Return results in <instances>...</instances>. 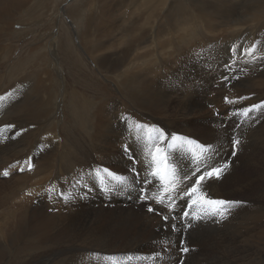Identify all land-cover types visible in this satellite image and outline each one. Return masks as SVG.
<instances>
[{
	"label": "bare ground",
	"instance_id": "6f19581e",
	"mask_svg": "<svg viewBox=\"0 0 264 264\" xmlns=\"http://www.w3.org/2000/svg\"><path fill=\"white\" fill-rule=\"evenodd\" d=\"M87 1L85 6L80 4L72 17L74 23L80 24V40L90 53L95 54L92 57L94 64L111 73L119 93L142 111H135L137 109H132L127 103L123 105L119 98L99 99L96 103L93 99L88 102V107L71 105V118L60 121L62 110L54 107L57 91L50 93L47 86L53 77L49 63L53 59L42 66L41 75L39 72L29 73L21 79L22 89L25 92L30 90L27 96L31 94L34 100L25 97L24 103L14 102L15 111L9 120L17 121L28 129L21 136L30 144L28 156L33 158L34 174L40 176L39 183L46 185L51 198L42 205L46 208L44 210L40 206L41 199L34 201L30 216L31 235L27 240L16 244L6 236L9 243L0 242V248H8L12 254L10 258L13 261L6 264H178L181 238L190 248L197 250L185 256V264H264V173H260L264 170V117L257 111L244 117L241 123L234 122L235 115L229 116L227 109L230 104L238 109L243 103L249 107L251 103L264 100V43L252 47V50H261L262 59L260 54H252L247 58L239 55L235 61L229 59L226 52L231 44L229 41L237 33L247 32L254 37L260 31L264 38V0H95L97 7L93 0ZM123 1L128 4L122 5ZM34 2L0 0V65L12 61L16 51L7 44L5 37L14 30L17 15L23 18L17 22L21 21L20 25L25 23L29 29L37 24L32 20L33 15L47 11L42 5L45 0H39L38 4ZM127 5L132 10L128 9L131 13L124 17L122 10ZM95 8L103 13L101 17L94 15ZM162 15L165 18L160 24L151 28ZM59 17L56 12L53 14L54 21ZM239 26L242 28L238 31ZM44 28L30 30L37 33ZM221 30L222 34H219ZM195 32L200 35L196 41L193 40ZM120 33L122 36L117 39ZM152 42L156 43L154 54L149 49ZM171 42H174V47H169ZM121 44L123 49L120 51ZM41 47L43 45L26 49L21 58L17 57L18 64L8 66L9 72L5 77L31 63L33 53ZM232 61L236 63L231 64ZM60 65L57 63L58 72L64 70ZM233 65L248 68L244 71L234 69ZM158 66L161 70L157 69ZM202 66L208 69L203 70ZM237 76L239 79L235 78ZM2 77L0 74L1 80ZM56 83H59L57 79L51 88L58 85L60 91L64 90L63 99L67 101L68 87L63 89L60 83ZM229 84L233 87L231 93L226 90ZM7 85H1L0 90ZM44 93H47L46 98ZM242 93L249 99L238 98ZM78 95L81 94L74 92L71 96L76 103L81 101ZM84 96L82 98L85 99ZM225 98L232 103L228 105ZM211 105L216 106L212 108ZM85 110L86 115L81 114ZM84 116L91 124L87 120L83 122ZM122 116L127 118L125 130L120 123ZM57 117L60 123L56 122ZM70 119H73V124L78 122L80 130L93 131L89 133L92 134V151L88 146L87 149H78L77 142L67 136L75 128ZM237 123L238 128L235 127ZM233 135L241 140L235 157L230 155ZM126 144L136 159L135 167L139 174L135 177L130 172L133 162L124 151ZM216 160H231L232 164L223 179L208 189L209 195L214 199L246 203L220 224L209 222L196 231L189 229L183 237L180 233H162L160 228L164 222L145 212L147 205L139 199L143 178L153 179L152 173L156 171L163 175L164 179H156L149 191V195L161 197L165 191L182 187L184 174L197 166L202 169L212 166ZM76 161L78 165L73 167ZM105 168L127 177L126 182H113L104 172ZM95 170H99V175ZM61 192L68 199L61 198ZM114 192L119 195L113 199ZM1 203L3 200L0 198ZM148 203L166 210L168 214L166 207L154 201ZM178 205L179 212L184 201H178ZM25 216L17 217L23 222ZM11 217L8 214L5 218L12 220ZM6 223L2 224L8 226ZM5 230L0 231L6 235ZM57 237L62 239L60 243L54 242ZM154 254L160 258H155ZM2 255L0 262L5 263L6 255L4 252Z\"/></svg>",
	"mask_w": 264,
	"mask_h": 264
},
{
	"label": "rangeland",
	"instance_id": "374dc122",
	"mask_svg": "<svg viewBox=\"0 0 264 264\" xmlns=\"http://www.w3.org/2000/svg\"><path fill=\"white\" fill-rule=\"evenodd\" d=\"M117 1H119V0H117ZM93 2L95 3V0H93ZM119 2H121V1H119ZM38 3H39V0H35L34 4H38ZM43 3L44 4H42V5L45 8H47L46 12H42L41 11L42 13L34 14V15L32 13V15H33L32 20L37 22L36 25H32L31 27H29V29L26 27L25 23L20 25L19 22H21V21H19V22H17V21L18 20H22L23 18H20L19 14H18L17 17L15 18L16 19V24H14V26H13L14 30L12 31V33H9L5 37V38L8 39L7 40V44H9L13 48H15L16 51H14V56L12 58V61L9 60V62H8L9 64L6 63V64L0 65V74H1V76H3L2 80L0 79V82H1L0 86L1 85L5 86V83L8 84L5 87V89L2 88L0 90V96L4 95L7 92H12V96H11L12 99L11 98H6L4 101H1V104H0V128H2L5 124H14V123L16 124V129H14L13 131L19 130L21 128V125H19L17 123V121L9 120L11 118L10 114L12 113V111H15L14 110V104L15 103H18V104L24 103L26 98L29 99V100L30 99L34 100V97L31 94H30V96H27V93L30 90H27V92H25V90L22 89L23 87H21V85H20V83L22 82L21 79L26 77L29 73L30 74H33V73L35 74L36 72H39L40 75H41L43 72L40 69L42 68L43 65H45L46 61L50 60V58L53 59L51 62L49 61L50 66H51L50 70L53 73V77L54 76L55 77L54 78L52 77L51 80H49L47 82V86L49 85L48 88H49L50 93H51V91H54V90L57 91L56 92L57 93V98H56L55 102L54 101L53 102H54V107H55L56 110H58V109L62 110V113H61L62 117L60 118V121H61V119L64 121V120H68V118H71L70 115H71V112L73 110L71 105L75 104L78 107H81L82 105H85V107H86V105H87V107H88L89 106L88 102L91 103L90 101H94L95 100L94 103H96L97 100H99V99H105V100L111 99L112 100L114 98H119V100L121 101V103L123 105H124V103L125 104L127 103L128 106L131 107L132 109L136 108L137 110H135V111H137V112L138 111H142L140 108H138L135 105H133L132 103L128 102V100H126L124 98V96H122L123 94L119 93L118 85L112 79L111 73H108L107 70L99 68L96 64H94L92 57L95 54L90 53L86 49V46L80 40V35H78L79 32H80V24L74 23V20L72 19V17L74 16L73 13L77 12V8H79L80 4L82 5V3H83V5L85 6V5L88 4V1L87 0H45V2H43ZM122 3H123L122 5L128 4V2H125V1H123ZM49 4H51V5H49ZM97 6H98V4H96V7ZM138 6L139 5H137V7ZM66 9L68 10V12H66ZM128 9L132 10V8L130 9V6L128 7V5L125 6V8L123 7L122 11H123L124 17L125 16L127 17L129 15V13H131V12H128L129 11ZM94 10L97 12V13L94 12L95 13L94 15L98 14V16H100V17L102 16L103 13L99 12V10H97L96 8ZM241 10L242 9H240V11ZM138 11L139 10H137V12ZM55 12L59 16H61V17H59L60 19L59 20L56 19V21H54V18H53V14ZM21 14L22 15H26L25 12H22ZM32 15H29V17H31ZM68 15H70L71 17H69ZM164 18H165V15H162L161 17H159L157 19V21L155 20L156 22L154 21L155 24L153 23V26H151V28H155L156 25L160 24V22ZM24 22H26V21H24ZM173 24L174 23H171V25H173ZM40 25L42 27H45L46 29L45 28L41 29L42 31H38L37 33H35L34 31H31L32 29H40V28H42ZM33 26H35V27H33ZM240 28H242V27L239 26L238 27V31H239ZM194 29H196V28H194ZM176 30H178V29H176ZM178 31H182V30H178ZM238 31H236V32H238ZM222 32H223V30H221V33H219V34H222ZM256 33L258 35V36H254L256 38H254L253 36L247 34V32L237 33L236 34L237 36H235L232 40L229 41V43H231V44H230L228 50L226 51L227 54H228L229 59L233 58L236 61V59H237V57L239 55H242V56L245 55V57L247 58V57H250L252 54H260L261 50H257V49L252 50L253 46L260 44V42L264 43L263 33H261L260 31H257ZM137 34H139V32H137ZM175 34H177V33L175 32ZM193 35H194L193 36L194 37L193 40H195V41L199 40V38H200L199 33L195 32V33H193ZM120 36H122L121 33H120V35L117 36V39ZM114 39H116V37H114ZM254 39H256V40H254ZM50 41H51V43H50ZM155 44L156 43H153V42H152V44L149 43V45H150L149 49L150 50L152 49L151 52L153 54L155 53L154 50H156V45ZM37 45L38 46L39 45H43V47H41L37 52L35 51L33 53L34 55L30 59L31 63L26 64V66L24 68L22 67L21 70L18 71L17 73L12 74V75L10 73L8 77H5V75L7 76V73L9 72V67H12L16 63L17 64L19 63V59L17 60V57L21 58L23 56V54H24L23 52L26 49H28V48H30L32 46H33V48H35ZM151 45H153V46H151ZM54 46H55V48H54ZM170 46L174 47V42H171L169 44V47ZM76 47H78V48H76ZM52 48H54V49H52ZM55 49H56V51H55ZM122 49H123V46L121 44V45H119V50L121 51ZM158 49H159V47H158ZM58 50H59V53H58ZM142 51H144V50H142ZM48 52H50V53H48ZM99 53H101V52H97L96 54H99ZM44 54H45V56H44ZM26 55L27 54H25V56ZM58 57H59V59H58ZM261 57L263 58V55L260 54V59H262ZM207 59L209 60V56H207ZM53 61H55V62H53ZM235 61H232L231 64L234 63ZM57 63L59 65L61 64L60 67L62 66V68L64 70L58 72L56 70ZM232 67H235V65H233ZM159 68H161L160 66H158L157 69L161 70ZM202 68H203V70H207L208 69V68H204L203 66H202ZM237 68L246 71V68H248V67L236 66L234 69H237ZM58 73H60V75ZM10 76H12V77H10ZM54 79L58 80V82L60 83L61 88L64 89V87H68L69 90L67 91V95H68V100L67 101H64V99H63L64 90L60 91L58 85L55 86V89H53L54 88L53 86L51 88V85H53V82H55ZM13 80H15V81H13ZM59 83H56V84H59ZM17 87H20V89H18ZM213 88H217V87L213 86ZM3 89H4V91H3ZM232 89H233L232 84H229L228 86H226V90H228V93H231ZM17 92H18V94H17ZM74 92H78V93L81 94V95H78V97L81 98L80 103H76V101L71 98V96L73 95ZM216 93H218V92H216ZM17 95H19V96H17ZM43 95L46 98L47 93H46V95H45V93ZM43 95L41 94V98L42 99H43ZM218 95H219V93H218ZM83 96L85 97V99L82 98ZM239 96L240 97H245V94L242 93ZM239 96H238V98H240ZM38 99H40V98H38ZM86 102H87V104H86ZM225 103H227V102H225ZM227 104L229 105L230 103H227ZM251 104H253V103H251ZM251 104H249L248 106H250ZM10 105H11L12 108L10 107ZM214 106H216V105H211L212 108ZM241 106L242 107H239L238 109L244 108L246 106V104L243 103ZM61 108H63V109H61ZM85 109L87 111H89L88 108H85ZM227 109H229L228 115L230 114V115L234 116L233 113H234V111L237 108L236 107H232L231 104H230V106ZM86 110L84 112L81 111V114L84 115L87 112ZM218 110H219V108H218ZM69 111H71V112H69ZM64 112H65V114L68 113L69 116L68 115L65 116ZM216 114H217V111H216ZM18 115L19 114H16V117H18ZM88 117H89V115H88ZM225 117H226V113H225ZM245 118L243 116H241V117L234 116V119H235L234 122H240L241 123L242 121H244ZM57 119H58V117L56 118V122L60 123L59 119L58 120ZM70 120L72 122L71 125H73V127H75V128H73L71 131H69L68 132L69 135L67 134V136L69 138L75 140V142H77V145L79 146L78 149L82 150V148L87 149L89 147L90 148L89 151H92L93 150V147L91 145L92 144V139H91L92 138L91 137L92 134L89 135V133H91L93 131H90V130L89 131H84L83 129L80 130L78 122L73 124L74 123L73 119H70ZM86 120L87 119L84 116V121L83 122H85ZM88 122L91 124L90 121H88ZM120 123L123 125V128H124L123 130H125L127 122H125V120L121 119ZM88 128H89V125H88ZM157 129H158V127L156 128V130ZM157 133H158V130H157ZM4 135L8 136L9 138L4 140V141H2V142H0V173H2L5 169H7L11 173H10L9 177H3L2 175H0V198L3 200V203L0 204V218L2 219V220L0 219V221H3V219L5 217H8V214H10V216H13V217L10 218L12 220H9L8 218H5V220L7 219L9 221H12L11 222L12 224H9L10 223L9 221H8L9 223L8 222L7 223L4 222L5 220L3 222H0V226L2 228V229L0 228V230L1 231L5 230V229L8 230V232L5 230V232L7 233L6 235H5V233L2 234L3 232L0 231L1 232L0 233V236H1L0 239L2 240V241L0 240V242L7 243L8 238L11 237L16 244H20L21 242L27 240L30 237V235H31V233H30V228H31V218H30V216H31V211H32L31 209H32V205H33L34 201L37 200L38 198L41 199L40 200L41 201L40 202L41 203L40 206H41V209L43 208V210H44L46 208H44L45 206L42 207V205H46L48 200H49V198H51V197L48 195V191H47L46 185L39 183V182H41V180H40L41 178H40L39 175L36 176L34 174V168L31 171L25 170L24 172H19L17 166L13 167V165H16L17 161H20L21 163H23V159L24 160L28 159V157H29L28 156V153H29L28 151L30 150L29 149L30 148V144H28V141L25 140V139H24L25 140L24 141L22 139V136H19L15 140H12L10 137L13 135V133H4ZM198 135H200V134H198ZM19 141L22 142V143H20ZM44 143H45V141L42 140V144H44ZM17 149H19V150H17ZM77 165H78L77 161L73 162V167H76ZM238 170L242 171V173L246 172V171H244L242 169H238ZM249 172H250V174H252V172L250 170H248V173ZM260 173H264V170L261 171ZM11 177H14V178L9 180ZM33 180H36L35 182H36L37 185L34 184L35 182ZM37 180H38V182H37ZM1 183H5V184H3L2 187H1ZM32 183H33V185H32ZM38 183H39V185H38ZM42 185H44V186H42ZM135 186L137 187L136 182H135ZM137 189L139 190L138 187H137ZM70 190L72 192V195L74 196L73 188L70 187ZM41 192L43 194H41ZM10 193H12V195H10ZM114 194L115 195H113V197H112L113 199L116 198L119 195V194L117 195L116 192H114ZM33 195H35L36 198ZM236 195H238V194H236ZM12 196H13V198H12ZM241 196L245 197L246 195H241ZM32 197H33V199H32ZM21 198L23 199V201H25L27 203H24L23 201H21ZM14 203H16V204H14ZM4 204H5V206H4ZM26 205H29V206H27L28 208L26 207ZM41 209H40V211H41ZM154 209L156 211H159L161 214L160 215L156 214V211L153 212L152 214L156 215L155 217H157L160 220H162L163 215H166V213H165L166 210L164 211V210L157 209V208H154ZM26 210H27V212H26ZM135 210H137V208H135ZM5 211H6V213H5ZM144 211L147 212L146 208H144ZM24 214H26V216L24 217L25 219L23 220V222H24L23 223L22 220L19 219V218L20 217L23 218ZM15 217H16V219H15ZM16 221H17V223L14 224ZM25 222H27V223H25ZM2 223H4V224L6 223V224H8V226L7 225L4 226ZM18 223H20V224L18 225ZM16 226H18V228H20V229H18ZM160 226L161 225H159V227ZM16 228H17V231H16ZM22 228L24 230L26 229L25 233H24V230H22ZM11 229L13 230V232L11 231ZM149 229H151V228H149ZM160 229H161L162 233H168L162 227ZM17 232H18V234H17ZM11 233H12V235H11ZM6 236L7 237L9 236V237L7 238ZM13 236H14V238H13ZM4 238H5V240L6 239L7 240L5 241ZM56 239H58V240H56ZM61 241H62V239H60L59 237L55 238V240H54L55 243H60ZM8 243H9V241H8ZM4 248L5 247L0 248L2 250V251L0 250V254L2 255L3 252H4L5 255H6V258L8 256L9 257L7 259L5 258V260H4L5 263L0 262V264H6L8 262L13 261L10 258L12 254L9 252V249L5 248V250H4ZM22 259H23V257H22ZM26 260H29V257L26 258ZM18 261L19 260H17V262Z\"/></svg>",
	"mask_w": 264,
	"mask_h": 264
},
{
	"label": "snow or ice",
	"instance_id": "6c2138e0",
	"mask_svg": "<svg viewBox=\"0 0 264 264\" xmlns=\"http://www.w3.org/2000/svg\"><path fill=\"white\" fill-rule=\"evenodd\" d=\"M235 78L239 79V76ZM225 79H227V77H225ZM11 96L12 92H7L3 96H0V101H4ZM225 99L228 103H232V101L227 100V98ZM240 99L246 100L249 99V97H240ZM257 111H260L261 117H264V100L260 103H253L249 107L236 109L233 114L236 117H248L250 113L254 114ZM216 115L219 116V112H217ZM121 119L125 120V122L127 120V118L123 116ZM258 122L259 120H257V123ZM31 127H35V125H32ZM235 127L238 128L239 123H237ZM14 129H16L15 124H5L0 128V142L9 138L4 135V133H13L10 138L15 140L24 132L28 131V129L24 127H21L16 131H13ZM160 134L163 139V129L160 130ZM173 139H175V137H173ZM230 145V155L235 157L239 151L241 140L233 135L230 139ZM40 147L41 149L43 148L42 145ZM208 147L211 149L212 146L209 145ZM124 151L130 156L133 162L134 166L130 169V172L133 177H135L139 173L135 167L136 159L133 150L126 144L124 146ZM157 151H159V149H157ZM213 155H216L215 151L213 152ZM32 159L33 158L30 156L28 159L24 160L23 163L17 161L16 165H13V167L18 166L19 172H24L25 170L31 171L35 167L34 163H32ZM231 164V160H216L212 166L203 169L197 166L192 169L190 173L184 174L182 187L174 188L172 191H165L164 195L161 197L149 195L150 188L154 185L156 179L161 181L164 179L159 171L153 172V179L150 180L148 176L143 178V185L141 187L139 199L147 205V211L150 213L155 212V209L150 203H148L149 201H154L156 204L166 207L168 214L163 215L162 220L164 223L161 227L166 232L180 233L182 237L183 235L188 234L189 229L196 231L199 226H205L209 222L212 224H220L227 220L235 209L246 203L241 200L214 199L208 193V189H210L216 181L223 179L226 172L230 169ZM95 172L99 175V170H95ZM104 172L108 174L113 182L124 184L127 180V177L110 172L107 168L104 169ZM0 175L8 177L10 173L5 169ZM101 180L103 181V177H101ZM76 183L79 184L80 182L76 181ZM59 195L63 199H68L63 192L59 193ZM178 201H184L183 209L179 212L177 211V208L179 207ZM169 221H171V223H169ZM178 251L180 253L178 264H185V256L197 250L195 248H190L185 240L181 238ZM154 257L160 258L157 254H154Z\"/></svg>",
	"mask_w": 264,
	"mask_h": 264
}]
</instances>
